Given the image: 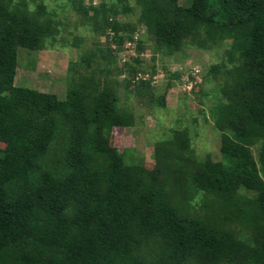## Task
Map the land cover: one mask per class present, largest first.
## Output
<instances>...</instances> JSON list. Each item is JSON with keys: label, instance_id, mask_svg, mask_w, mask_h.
Returning a JSON list of instances; mask_svg holds the SVG:
<instances>
[{"label": "trees", "instance_id": "1", "mask_svg": "<svg viewBox=\"0 0 264 264\" xmlns=\"http://www.w3.org/2000/svg\"><path fill=\"white\" fill-rule=\"evenodd\" d=\"M21 1L0 0V264H264V0H66L107 46L72 64L62 100L15 84L18 51L59 32ZM140 29L165 56L223 51L204 79L226 98L211 110L221 161L197 160L186 130L156 143L155 166L116 146L135 125L119 78L126 101L149 85L118 66L126 43L145 53Z\"/></svg>", "mask_w": 264, "mask_h": 264}, {"label": "rangeland", "instance_id": "2", "mask_svg": "<svg viewBox=\"0 0 264 264\" xmlns=\"http://www.w3.org/2000/svg\"><path fill=\"white\" fill-rule=\"evenodd\" d=\"M15 2L22 3L21 0ZM24 3L30 15L35 14L43 3L48 15L57 23L59 32L57 40L51 41L45 50L36 53L24 49L18 51L15 84L55 94L62 100L66 97L69 83L74 80L72 64L83 56L93 54H97V61L101 60L97 42L101 50L107 46L105 39L98 40L90 27H84L66 0H26ZM89 3L87 0V6ZM100 3V0H95L94 5ZM131 6H135V2L132 1ZM136 21L137 16L123 19L125 24H136ZM140 30L136 39L145 37L148 41L145 53L139 54L135 45L126 43L124 52L118 55V66L137 64L142 67L145 74L140 75V78L149 85L143 90V97L142 94L130 91L129 101H126L127 90L122 81L129 76L119 78L122 105L134 114L135 125L116 131V146L120 150L130 151L126 159L128 163L155 166L156 143L170 131L186 130L191 137L197 160L211 157L214 161H221V133L211 110L221 101L224 104L226 98L217 99V95L212 94L214 82L205 83L204 79L223 60V51H201L198 47H189L184 52L165 56L156 53V45L147 38L146 30ZM78 43L79 47L76 48ZM137 57L140 62H135ZM150 93L154 95L151 97ZM160 95L165 96L166 109L157 106L156 98Z\"/></svg>", "mask_w": 264, "mask_h": 264}]
</instances>
